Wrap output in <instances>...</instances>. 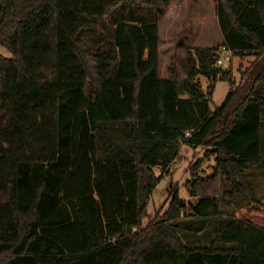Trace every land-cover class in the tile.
<instances>
[{
    "label": "trees",
    "instance_id": "1",
    "mask_svg": "<svg viewBox=\"0 0 264 264\" xmlns=\"http://www.w3.org/2000/svg\"><path fill=\"white\" fill-rule=\"evenodd\" d=\"M170 1L0 0V264H264L246 172L264 166V0H214L220 44L257 57L246 83L216 65L220 44L178 42L159 76ZM217 79L230 90L212 109ZM182 143L213 172L191 165L190 215L172 185L142 225ZM237 194L252 200L224 212Z\"/></svg>",
    "mask_w": 264,
    "mask_h": 264
},
{
    "label": "rangeland",
    "instance_id": "2",
    "mask_svg": "<svg viewBox=\"0 0 264 264\" xmlns=\"http://www.w3.org/2000/svg\"><path fill=\"white\" fill-rule=\"evenodd\" d=\"M162 15L158 18V74L161 77L168 75L167 66L174 48L178 42H183L190 47L204 45H219L222 42L221 31L218 26L214 0H172L166 5L160 6ZM0 52H7L0 46ZM261 58H259L260 60ZM263 60V58L261 59ZM256 55L244 57L232 55L227 64L222 67L236 83H246L252 77L251 72L257 63ZM204 88L207 86V78L199 75ZM230 90V84L225 79H217L214 82L210 107L214 109L220 105ZM264 130V128H263ZM264 153V145H263ZM200 160L198 173L201 176L210 175L215 165L214 155L206 154V148L192 147L182 143L179 147V156L170 165L167 174L163 175L152 190L146 204L145 214L141 218L142 225L151 220L156 213L166 211L171 201V187L176 185L179 197L185 201V213L192 211L191 205L197 198L189 192V181L192 180L190 167ZM247 177L254 185L257 198L264 197V166L251 165L247 168ZM155 173L159 170L155 168ZM252 200L248 194H237L232 200H226L221 208L226 213H236L241 206ZM183 215V214H182ZM186 223L191 216L184 219ZM209 225H206V227ZM179 232L184 240L192 239L193 234L185 229ZM187 235V236H186Z\"/></svg>",
    "mask_w": 264,
    "mask_h": 264
},
{
    "label": "built area",
    "instance_id": "3",
    "mask_svg": "<svg viewBox=\"0 0 264 264\" xmlns=\"http://www.w3.org/2000/svg\"><path fill=\"white\" fill-rule=\"evenodd\" d=\"M233 51L224 44H220L216 55V65L224 67L225 64L231 59Z\"/></svg>",
    "mask_w": 264,
    "mask_h": 264
},
{
    "label": "crops",
    "instance_id": "4",
    "mask_svg": "<svg viewBox=\"0 0 264 264\" xmlns=\"http://www.w3.org/2000/svg\"><path fill=\"white\" fill-rule=\"evenodd\" d=\"M221 39H222V34H221ZM204 46H210V45H204Z\"/></svg>",
    "mask_w": 264,
    "mask_h": 264
}]
</instances>
